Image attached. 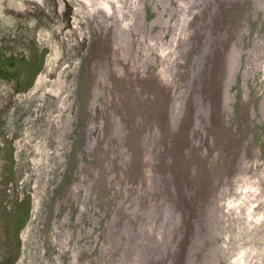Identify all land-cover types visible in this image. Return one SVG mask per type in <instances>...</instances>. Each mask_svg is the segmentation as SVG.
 Here are the masks:
<instances>
[{
  "label": "rangeland",
  "instance_id": "rangeland-1",
  "mask_svg": "<svg viewBox=\"0 0 264 264\" xmlns=\"http://www.w3.org/2000/svg\"><path fill=\"white\" fill-rule=\"evenodd\" d=\"M220 2L0 0V264H120L108 226L180 223L175 183L210 184L206 264H264V0Z\"/></svg>",
  "mask_w": 264,
  "mask_h": 264
},
{
  "label": "bare ground",
  "instance_id": "bare-ground-1",
  "mask_svg": "<svg viewBox=\"0 0 264 264\" xmlns=\"http://www.w3.org/2000/svg\"><path fill=\"white\" fill-rule=\"evenodd\" d=\"M222 3H224V0H220ZM255 1V0H254ZM257 1V0H256ZM219 2V1H218ZM220 2V3H221ZM234 2V0H233ZM211 3V2H210ZM256 3V2H255ZM218 5V4H217ZM208 6V5H207ZM255 9V7H253ZM199 9V8H198ZM254 11V10H252ZM251 12V10L249 11ZM208 13V12H207ZM194 14V13H193ZM210 15V14H209ZM188 17V16H187ZM221 16H219L218 14V17L216 16L214 19H212L213 21H210V20H207L205 24V27L203 25V28H201V32H202V36L203 38L205 39L204 35L207 34L208 32V29L207 28H210L211 29V26H216L218 25V22L221 20L220 18ZM191 22V21H190ZM209 25L208 27L206 26ZM192 27V26H191ZM190 27V29H191ZM202 27V26H201ZM193 30V29H192ZM201 32L198 31V28H195L194 32H193V36H192V40L194 41L193 43L194 44V48L193 49V52L194 54L196 53L197 55V51L198 49L197 48H200L199 49V53L203 51V49L205 48V45L206 44H203L204 41L202 39V42L200 40V44L199 42H197V39H198V36H201ZM232 32V31H231ZM244 32V31H243ZM234 33V32H233ZM233 35V34H232ZM104 38H101L102 40H100V42L103 43V48L100 52V54H98V66L99 67H102L104 65V61L106 60V52H107V49L109 47V45L106 43H104ZM97 39V38H96ZM95 40V39H94ZM99 40V39H98ZM97 40V41H98ZM233 40V39H232ZM229 42V41H228ZM211 43V42H210ZM97 44V43H95ZM185 44V43H184ZM239 44V43H238ZM237 44V45H238ZM256 44V43H254ZM253 44V45H254ZM258 44V43H257ZM92 45V44H91ZM98 45V44H97ZM229 45V44H228ZM100 46V45H99ZM207 46V45H206ZM234 46V45H233ZM184 47V46H183ZM235 47V46H234ZM181 48V47H180ZM238 48V47H237ZM208 49V48H207ZM234 49V48H233ZM109 50V49H108ZM192 50V49H191ZM206 50V49H205ZM211 51V50H210ZM242 51V50H241ZM245 51V50H244ZM253 51V49H252ZM109 52V51H108ZM188 52V51H187ZM206 51L203 52V55H202V60L206 59L205 57L207 56L206 55ZM248 52V51H247ZM243 53V52H242ZM257 53V52H256ZM262 53V52H261ZM260 53V54H261ZM208 54V53H207ZM211 54V52H210ZM214 54V53H213ZM212 55V54H211ZM210 55V56H211ZM251 55V54H250ZM258 55V54H257ZM189 56V54H188ZM256 56V55H255ZM198 57V56H197ZM196 57V58H197ZM226 57V56H225ZM228 57V56H227ZM254 57V55H253ZM223 59V58H222ZM250 59V58H249ZM218 60V59H216ZM228 62L230 60L227 59ZM226 61V60H225ZM206 62V61H205ZM211 62V60H210ZM221 62V61H220ZM263 62V61H262ZM214 64V63H213ZM216 64V63H215ZM202 65V63H201ZM252 65V64H251ZM250 69V68H249ZM253 69V68H252ZM186 70V69H185ZM214 71V69H212ZM247 70V69H246ZM102 72V76L104 75V68L100 70ZM99 71V72H100ZM85 72V71H84ZM100 72V73H101ZM201 72V70H200ZM247 72V71H246ZM252 72V71H251ZM210 73V71H209ZM212 73V72H211ZM201 74V73H200ZM224 74V73H223ZM185 75V74H184ZM224 76V75H223ZM185 77V76H184ZM231 77V76H229ZM203 78V76H202ZM224 78V77H223ZM201 80V79H200ZM207 81V80H206ZM204 80V84L203 86H205L207 89H208V83ZM92 82V83H91ZM93 84V81L90 80V85ZM184 86V85H183ZM93 89V85L91 86ZM186 87V86H185ZM187 89V88H186ZM187 92V91H185ZM201 93V92H200ZM172 99H174L173 97H171ZM184 98V97H183ZM223 98V97H222ZM171 99V100H172ZM208 99V98H207ZM245 99V98H244ZM186 100V99H185ZM223 100V99H222ZM261 101V100H260ZM177 103V100H173V102L171 101V107L168 109L167 111V120L166 122L167 123V127H171L173 123H171L173 120L170 121V115H172V113L174 114V111L176 109V106L175 104L173 105V103ZM214 103V102H213ZM212 103V105H213ZM194 104V103H193ZM198 110L199 111H203V109H207V107H209L208 104L205 105V103L201 102L200 101L198 102ZM210 104V103H209ZM81 105V104H80ZM259 106V105H258ZM184 108H188L187 107V104H185V107ZM163 111V110H162ZM177 111V109H176ZM175 111V112H176ZM194 111V110H193ZM251 111V110H250ZM192 112V111H190ZM200 112V113H201ZM226 112V111H225ZM260 112V111H259ZM122 113H124V116H126V118H133V114L132 113H129L127 108L124 109L122 111ZM213 113V111L211 112ZM250 113V112H249ZM262 113V112H261ZM163 114V113H162ZM176 114H179V113H176ZM223 115V113H222ZM135 116V114H134ZM177 116V115H176ZM212 117V116H211ZM261 117V116H260ZM202 118V117H201ZM196 119V117H195ZM205 119V118H204ZM189 121V120H188ZM212 121V119H211ZM129 123V121H127ZM170 122V123H169ZM203 122V121H202ZM213 122V121H212ZM206 123H207V120H206ZM174 125V124H173ZM201 125V124H200ZM207 125V124H206ZM234 129V128H233ZM232 129V130H233ZM177 130V129H176ZM122 132H123V129H122ZM122 132L120 133L122 135ZM170 132V131H169ZM117 135V134H116ZM118 137V136H117ZM121 137V136H120ZM203 137V136H202ZM123 138V137H122ZM173 138V137H172ZM243 139V138H242ZM248 140V139H247ZM192 143V142H191ZM246 143V142H245ZM167 143L165 142V145ZM190 144V143H188ZM247 144V143H246ZM249 144V143H248ZM177 143H176V149H177ZM167 146V145H166ZM243 146V145H242ZM170 147V146H169ZM189 147V146H188ZM218 147V145H217ZM244 147V146H243ZM248 148V147H247ZM181 149V148H180ZM187 149V148H186ZM240 149V148H239ZM246 149V147H245ZM244 149V150H245ZM188 150V149H187ZM243 150V149H242ZM185 151V150H184ZM246 151V150H245ZM252 151V150H251ZM180 152V150H179ZM249 152V151H248ZM186 153V152H185ZM252 153V152H251ZM180 154V153H179ZM190 154V153H189ZM169 155V154H168ZM182 155V154H181ZM250 155V154H249ZM190 156V155H188ZM252 156V154H251ZM244 157V155L242 156ZM178 158V157H177ZM199 158V165L201 166L200 167V170L201 172L204 170V168L202 167V158L201 157H198ZM247 158H245L244 160H246ZM181 161V160H180ZM235 162V161H234ZM167 163V162H166ZM182 163V162H181ZM240 164V163H239ZM242 164V163H241ZM99 165V164H98ZM177 165V164H176ZM236 165V164H235ZM166 166L165 163H162L160 162L159 166L158 167H161L162 169L159 171L160 172H157V171H153V173L151 172L152 174V179L154 178V182H158L160 184V187H163L164 185H166V182L168 181L167 179V176L169 177V175L167 174V172L164 170V167ZM239 166V165H238ZM181 167V166H180ZM234 167V166H233ZM232 167V168H233ZM182 168V167H181ZM180 168V169H181ZM185 168V166H184ZM183 168V169H184ZM189 168V167H188ZM208 168V167H207ZM235 168V167H234ZM95 169V168H94ZM93 169V170H94ZM172 169V168H171ZM170 169V170H171ZM177 172L175 171H172V175L174 177H177L179 172L181 171H178L179 168L177 167ZM236 169V168H235ZM209 170V169H208ZM186 174V173H185ZM203 174V173H202ZM150 176V175H149ZM154 176V177H153ZM185 177V176H184ZM145 179V178H144ZM158 179V180H157ZM190 179V178H189ZM188 179V180H189ZM185 183V182H184ZM146 184V183H145ZM183 184V183H182ZM182 184H178V183H175V186H173L174 188L176 186H178V188H176V190L178 191L177 195H174L173 196V199H172V203H175V205H177V208L179 209L180 211V223H172V225L167 229L165 227H163L161 229V231H159L160 233H153L151 232L150 228L148 227L149 224L148 223H151L152 219L155 218V216H153L152 214H147L145 218L147 219H143V222L141 221H137V222H129V223H121L120 225L116 226L114 225V223H112L110 226H108L109 228H107V232H106V241L107 243L110 245V246H113L115 245V247L118 248V254L117 256H115V258L118 257L119 259V262L120 264H193V261H191V258L189 257V253L191 252V250L194 248L195 249V252L197 253L196 254V258L197 260L199 261L198 264H206V261H208V259H210V253L208 254V256L206 257V261H205V257H204V254H201L202 253V250L203 248L200 249L199 245H200V241L202 240L201 238L204 236V235H201L203 233L202 229H200L201 227H205V222H206V219L207 217L210 218V215L209 213L206 211V208H205V203H200L198 201V198L197 196L199 195V193L201 194V192L203 193H207L209 194L211 192V189H210V184L208 186H202L200 185L197 189V193H193L191 195V198L189 200V198L187 197V186L185 187V185H182ZM188 184V183H187ZM163 185V186H161ZM183 187H182V186ZM252 185V184H251ZM171 189V188H170ZM169 191V190H168ZM258 192V191H257ZM213 193V192H212ZM247 193V192H246ZM259 193V192H258ZM206 195V194H205ZM235 195V194H234ZM248 195V194H247ZM254 195V194H253ZM160 196V195H159ZM210 198V197H209ZM229 198V197H228ZM185 199L188 200V203H185ZM211 199V198H210ZM161 200V199H160ZM208 200V199H207ZM168 202V201H166ZM181 202H182V206H181ZM212 202V201H211ZM251 202V200H250ZM255 202V201H254ZM238 206V205H237ZM242 207V206H241ZM240 207V208H241ZM171 208V206H170ZM214 208V205L213 207ZM156 211L158 210L159 211V216L161 217L162 214L164 213H167L163 207H160V206H155L154 208ZM175 209V208H174ZM210 209V208H209ZM230 209V208H229ZM231 210V209H230ZM154 211V214H156L157 212ZM172 211V210H171ZM238 211V210H237ZM163 212V213H162ZM210 212V211H209ZM172 213V212H171ZM225 213V212H224ZM228 213V212H227ZM215 214V213H214ZM223 214V213H222ZM171 215V214H170ZM173 215V214H172ZM225 215V214H224ZM193 216V217H192ZM215 216V215H213ZM175 217V216H174ZM162 218V217H161ZM170 218V217H169ZM179 218V217H178ZM214 218V217H213ZM219 218V217H218ZM160 219V218H159ZM163 219L165 220V218L163 217ZM172 219V218H171ZM196 220L197 219V223L200 224V228L199 229H196V227L198 226V224L196 225V223H194L193 220ZM156 220V219H155ZM167 220V219H166ZM170 220V219H169ZM145 221L147 223H145ZM257 221V220H256ZM214 222V221H213ZM212 222V223H213ZM219 222V221H218ZM143 223H145L143 225ZM221 223H222V220H221ZM155 224V223H154ZM223 224V223H222ZM137 225L138 227L139 226H142V228L139 227V237L138 239H134V237L131 235L133 234L134 232H131V230H136L137 228ZM215 227V226H214ZM146 228H149V229H146ZM138 229V228H137ZM216 229V228H215ZM221 229V228H220ZM206 230V229H205ZM227 230V229H226ZM169 233L166 235H164V232H168ZM211 231V230H210ZM236 231V230H235ZM241 231V230H240ZM182 233L187 235V237L189 236V238H184L182 237ZM214 233V232H213ZM162 234V235H161ZM215 234V233H214ZM233 234V233H232ZM246 237V236H245ZM210 238V237H209ZM186 239V240H184ZM212 239V238H211ZM214 240V239H212ZM118 241V242H117ZM207 241V240H206ZM121 242V243H120ZM210 242V241H209ZM170 243H173V246L171 247V245H169ZM211 243V242H210ZM261 243V242H260ZM204 244V243H203ZM207 244V243H206ZM215 245V244H214ZM206 247V246H205ZM207 248V247H206ZM208 249V248H207ZM215 249V248H214ZM163 250L164 251V254L161 253ZM208 252V250H207ZM144 253V254H143ZM246 253V252H245ZM243 254V253H242ZM258 254V253H257ZM243 256V255H242ZM250 256V255H249ZM217 257V256H216ZM245 257V256H244ZM199 258V259H198ZM244 259V258H243ZM245 261V260H244ZM122 262V263H121ZM239 262H240V259H239ZM111 264V262H101L100 264ZM244 263V262H243ZM242 263V264H243Z\"/></svg>",
  "mask_w": 264,
  "mask_h": 264
}]
</instances>
